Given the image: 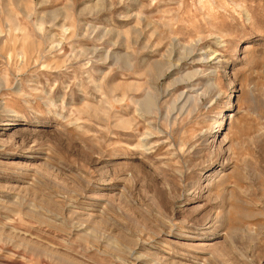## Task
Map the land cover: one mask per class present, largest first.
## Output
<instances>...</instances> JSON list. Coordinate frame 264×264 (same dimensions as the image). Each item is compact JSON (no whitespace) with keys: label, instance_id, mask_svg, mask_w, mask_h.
Here are the masks:
<instances>
[{"label":"rangeland","instance_id":"1","mask_svg":"<svg viewBox=\"0 0 264 264\" xmlns=\"http://www.w3.org/2000/svg\"><path fill=\"white\" fill-rule=\"evenodd\" d=\"M0 264H264V0H0Z\"/></svg>","mask_w":264,"mask_h":264}]
</instances>
